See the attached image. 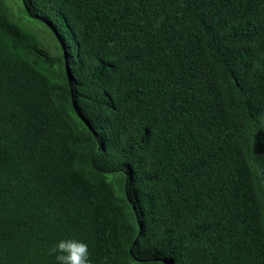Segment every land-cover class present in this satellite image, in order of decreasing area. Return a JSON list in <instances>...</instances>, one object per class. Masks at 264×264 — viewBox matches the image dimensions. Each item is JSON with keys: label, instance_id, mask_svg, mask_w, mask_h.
<instances>
[{"label": "trees", "instance_id": "obj_1", "mask_svg": "<svg viewBox=\"0 0 264 264\" xmlns=\"http://www.w3.org/2000/svg\"><path fill=\"white\" fill-rule=\"evenodd\" d=\"M5 1L0 264H264V0Z\"/></svg>", "mask_w": 264, "mask_h": 264}, {"label": "clouds", "instance_id": "obj_2", "mask_svg": "<svg viewBox=\"0 0 264 264\" xmlns=\"http://www.w3.org/2000/svg\"><path fill=\"white\" fill-rule=\"evenodd\" d=\"M55 264H89L88 245L77 238L58 239L49 248Z\"/></svg>", "mask_w": 264, "mask_h": 264}, {"label": "rangeland", "instance_id": "obj_3", "mask_svg": "<svg viewBox=\"0 0 264 264\" xmlns=\"http://www.w3.org/2000/svg\"><path fill=\"white\" fill-rule=\"evenodd\" d=\"M5 2H6L7 4H8V3H9V4L11 3L12 6H13L14 8H16L15 5H14V0H6ZM33 23H34V22H33ZM36 25H39V24H36ZM39 27H40V26H39ZM25 28H28L27 25H25ZM28 31H30V30H28Z\"/></svg>", "mask_w": 264, "mask_h": 264}]
</instances>
